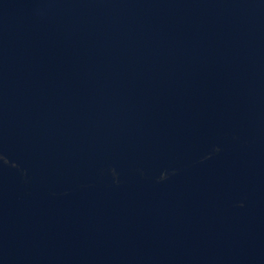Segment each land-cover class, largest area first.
<instances>
[{"label":"water","instance_id":"obj_1","mask_svg":"<svg viewBox=\"0 0 264 264\" xmlns=\"http://www.w3.org/2000/svg\"><path fill=\"white\" fill-rule=\"evenodd\" d=\"M0 264H264V0H0Z\"/></svg>","mask_w":264,"mask_h":264}]
</instances>
